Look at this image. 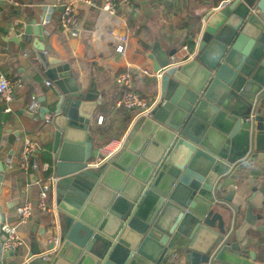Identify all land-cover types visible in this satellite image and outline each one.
<instances>
[{"label": "water", "instance_id": "water-1", "mask_svg": "<svg viewBox=\"0 0 264 264\" xmlns=\"http://www.w3.org/2000/svg\"><path fill=\"white\" fill-rule=\"evenodd\" d=\"M26 23L38 37L37 19ZM34 42L57 90L40 113L52 129L60 237L51 260L33 257L43 250L36 232L45 233L33 225L26 264H264L256 261L262 243L241 239L237 221L243 212L248 224L264 219V199L257 201L264 195V0H229L207 13L189 69L155 48L157 102L97 167L90 133L101 103L96 83L84 88L67 62ZM3 175L0 160V191ZM4 219L12 217L0 203Z\"/></svg>", "mask_w": 264, "mask_h": 264}, {"label": "crops", "instance_id": "crops-1", "mask_svg": "<svg viewBox=\"0 0 264 264\" xmlns=\"http://www.w3.org/2000/svg\"><path fill=\"white\" fill-rule=\"evenodd\" d=\"M64 1L0 0V75L19 77L23 82L22 87L14 91L10 103L0 98V160L5 166L0 203L5 216L12 217V220L18 203L27 198L35 201L38 189L35 179L38 176L47 177L45 171L34 173L18 168L24 140L33 138L40 141L44 146L41 154L46 153L51 157L52 129L47 122L48 114L42 117L40 108L51 106L57 90L55 85L52 87L45 83L49 79L44 74L34 39L38 38V43L44 45L47 55H54L67 62L84 88L91 79L96 83L101 103L95 107L90 119L96 160L105 154L102 149L115 150L117 143L112 141L126 139L137 118L134 111L118 105L123 91L115 82V76L125 70L136 74V90L147 103L153 102L159 95L158 80L153 76L142 75L138 70L154 71V58L151 56L154 55L156 59L155 48L172 51L170 58L175 66L191 68L196 56L189 58V54L195 51L205 16L223 0H127L118 3L114 15L102 12V0H92L90 5L77 9L81 30L76 36L61 29L59 8ZM49 9L53 11L48 13ZM46 15L50 16V21L44 25L42 19ZM29 19H37L38 37L33 33H26V21ZM109 31L126 36L124 54L115 50L117 41L108 37ZM189 40L194 41L195 46L188 51L185 47ZM32 96L36 97L40 105L35 117L27 111ZM7 106L10 107L9 110H6ZM75 137L81 139L82 136L78 134ZM8 158L13 161L10 169L6 168ZM50 175L51 173L48 176ZM238 189L236 187L237 191ZM227 191L228 188L223 194ZM50 196L54 202L53 189ZM263 199L264 195L260 194L258 203H262ZM13 201H16L13 207L5 206ZM236 201L237 193L234 194L232 203ZM216 203L229 208L226 202ZM42 217L44 215L34 208L30 223L21 226L20 233L28 239L33 225L42 227ZM237 221L241 239L251 235L253 241L258 239L262 243L260 246L264 247V219H256L251 225L246 223L243 212L238 213ZM259 226L262 227L261 231L257 230ZM38 234L36 232L37 236ZM260 248L258 247L259 251ZM28 249L29 239L28 246L19 251L15 260L21 261ZM256 261L264 263V254L259 253ZM179 264L186 263L181 261Z\"/></svg>", "mask_w": 264, "mask_h": 264}, {"label": "built area", "instance_id": "built-area-1", "mask_svg": "<svg viewBox=\"0 0 264 264\" xmlns=\"http://www.w3.org/2000/svg\"><path fill=\"white\" fill-rule=\"evenodd\" d=\"M10 1L14 2V0ZM124 1L127 0H102L100 9L105 15H114L118 3H123ZM228 1L229 0L221 1L220 6L226 4ZM92 2V0H65L62 3L63 11L60 14L61 29L70 35H78L81 28L77 20V9L80 6L90 5ZM251 10L256 12L257 8L252 6ZM51 11H53V9H49L48 13ZM49 21L50 16L46 15L42 19V24L46 25ZM107 35L111 39L117 41L115 44V50L120 54H124L127 41L126 36L115 35L111 31H109ZM185 49L188 50L187 46ZM196 53L197 50L195 49L193 54H189V58L196 56ZM138 72L142 75L153 76L158 80V82L161 77L160 71L139 69ZM135 78L136 74L125 70L115 76V82L122 88L123 91L122 96L118 101V105L131 109L134 111L135 117H138L140 115H147L149 110L156 104L157 100L147 103V101L140 96L135 88ZM45 83L48 86H54L51 80H45ZM22 85L23 82L19 77L8 78L0 75V98L5 102L10 103L13 99L14 91L21 88ZM39 106L40 105L36 97L32 96L27 105V111L35 117ZM9 109L10 107L7 106L6 110ZM112 142L117 143L115 150L102 149L105 151V154L91 162L92 166L97 167L103 163L108 157L122 147L124 140H115ZM43 149L44 146L40 141L33 138H26L21 150V159L18 162V168L23 171L30 170L34 173L48 169L50 164L47 162H40L39 160ZM12 166L13 161L8 158L6 161V168L10 169ZM34 183L38 186L35 201L28 198L22 200L14 208L15 217L13 220L7 221L4 219L3 221H0V264H9L11 259L16 261L15 259L19 251L28 246V239L23 236L19 230L21 226L28 225L30 223L34 208H36L40 214L44 215V217H42V227H45V233L39 235V241L43 250L33 257H39L42 260L47 261L51 260L58 251L60 237V212L56 202H53L50 196L52 189L55 192L56 178L53 177L52 174L45 178L38 176ZM49 242H53V245L50 248H46ZM26 254L24 255L25 257L23 256L24 258L21 261H16V263L26 264L29 260L26 258ZM176 257V252H173L170 256V260L175 261Z\"/></svg>", "mask_w": 264, "mask_h": 264}, {"label": "trees", "instance_id": "trees-1", "mask_svg": "<svg viewBox=\"0 0 264 264\" xmlns=\"http://www.w3.org/2000/svg\"><path fill=\"white\" fill-rule=\"evenodd\" d=\"M194 46H195L194 41L189 40V41L187 42L188 50H193V49H194ZM39 160H40V162H47V163L50 164V157H49V155L46 154V153L43 154V155L41 154L40 157H39ZM50 173H51V168L48 167V169L45 170V175L48 176Z\"/></svg>", "mask_w": 264, "mask_h": 264}]
</instances>
